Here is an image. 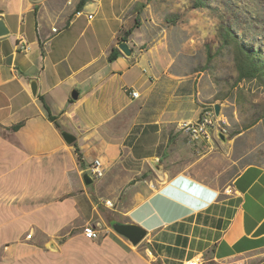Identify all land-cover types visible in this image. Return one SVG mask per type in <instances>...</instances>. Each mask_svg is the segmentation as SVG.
<instances>
[{
  "label": "crops",
  "instance_id": "crops-1",
  "mask_svg": "<svg viewBox=\"0 0 264 264\" xmlns=\"http://www.w3.org/2000/svg\"><path fill=\"white\" fill-rule=\"evenodd\" d=\"M134 1L0 0V264H264V165L226 176L216 131L177 127L215 89L176 61L148 5L120 51ZM114 222L146 235L132 244Z\"/></svg>",
  "mask_w": 264,
  "mask_h": 264
},
{
  "label": "rangeland",
  "instance_id": "rangeland-1",
  "mask_svg": "<svg viewBox=\"0 0 264 264\" xmlns=\"http://www.w3.org/2000/svg\"><path fill=\"white\" fill-rule=\"evenodd\" d=\"M194 1L147 0L145 6L155 23L170 35L172 48L178 50L176 61L190 70L203 71L210 90L215 89L213 96L218 97L216 103L226 119L220 128L227 145L219 147L227 160L234 162L225 173L232 176L245 164L264 165V116L245 127L259 114L264 115V83L258 79L235 83V48L232 43L220 46L217 26H229L240 42L254 46L264 58V0H205L204 6H195Z\"/></svg>",
  "mask_w": 264,
  "mask_h": 264
},
{
  "label": "trees",
  "instance_id": "trees-1",
  "mask_svg": "<svg viewBox=\"0 0 264 264\" xmlns=\"http://www.w3.org/2000/svg\"><path fill=\"white\" fill-rule=\"evenodd\" d=\"M147 0H135L131 6L125 12V16L131 15L133 17V23L128 28L120 30L119 39L127 40V37L131 34L134 27L139 26V13L145 6ZM195 6H204L206 4L205 0H195ZM217 31L221 40L220 46H224L228 43H232L235 48L234 63L236 68V78L235 83H238L242 80H252L258 79L260 82L264 83V58L259 55V51L252 45H246L243 42L239 41L238 34L233 32L227 25H218ZM221 48V47H219ZM111 57V56H110ZM212 56L210 54V49H207L206 59L211 60ZM218 100V97L214 95L211 101ZM264 115L259 114L254 118L253 121L245 125V127L253 124L259 118H262ZM49 119L55 121V117L49 115ZM56 123V122H55ZM64 137L69 143H73L75 136L73 134L63 132ZM87 177V175H86Z\"/></svg>",
  "mask_w": 264,
  "mask_h": 264
},
{
  "label": "built area",
  "instance_id": "built-area-1",
  "mask_svg": "<svg viewBox=\"0 0 264 264\" xmlns=\"http://www.w3.org/2000/svg\"><path fill=\"white\" fill-rule=\"evenodd\" d=\"M82 12L76 10L75 14L79 15ZM90 17V15H89ZM55 30V27L52 28ZM21 41V40H20ZM18 48L28 49V44L24 42L18 43ZM129 94L132 97H137L138 92L136 90L130 89ZM226 122V119L222 115H215L213 107L210 106L207 109H203L202 113L196 120H182L177 123V127L184 131L188 137L192 140L208 139L212 135L213 131H217L222 124ZM104 174V166L101 159L94 158L90 163V176L91 177H101ZM104 204L112 207L114 206L111 199H105ZM83 233L85 237L93 238L97 236V231L91 224H86L83 226ZM31 233H27V237H30ZM202 259L200 257H194L185 261L183 264H202Z\"/></svg>",
  "mask_w": 264,
  "mask_h": 264
},
{
  "label": "water",
  "instance_id": "water-1",
  "mask_svg": "<svg viewBox=\"0 0 264 264\" xmlns=\"http://www.w3.org/2000/svg\"><path fill=\"white\" fill-rule=\"evenodd\" d=\"M7 32V29L4 27L3 21L0 19V35L4 34ZM117 47L120 49V51L125 54V55H130L131 54V49L127 43V41L125 39L120 40L117 43ZM32 93H35V83L34 81L31 82L30 84ZM72 97H76V93L73 92L72 93ZM213 111L215 113V115H219L220 113V105L218 103H214L213 104ZM63 132H67L70 133L66 130H62V136ZM72 134V133H70ZM215 136L217 137V139L223 143H225L227 141V137L225 132L219 128L216 132H215ZM64 139L66 140V138L64 137ZM66 142H68L66 140ZM69 143V142H68ZM86 182H89L90 179H86ZM112 228L119 234L123 235L124 237H126L132 244H137L145 235H146V229L144 227H142L141 225L134 223V222H126V223H120V222H114L112 224ZM203 264H215L213 261H207Z\"/></svg>",
  "mask_w": 264,
  "mask_h": 264
},
{
  "label": "bare ground",
  "instance_id": "bare-ground-1",
  "mask_svg": "<svg viewBox=\"0 0 264 264\" xmlns=\"http://www.w3.org/2000/svg\"><path fill=\"white\" fill-rule=\"evenodd\" d=\"M205 109H207V108H205Z\"/></svg>",
  "mask_w": 264,
  "mask_h": 264
}]
</instances>
